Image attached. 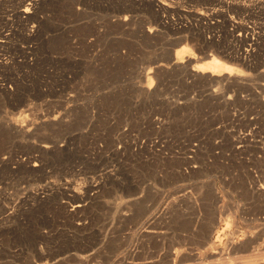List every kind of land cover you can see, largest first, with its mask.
Returning <instances> with one entry per match:
<instances>
[{"label": "rangeland", "instance_id": "374dc122", "mask_svg": "<svg viewBox=\"0 0 264 264\" xmlns=\"http://www.w3.org/2000/svg\"><path fill=\"white\" fill-rule=\"evenodd\" d=\"M0 264H264V0H0Z\"/></svg>", "mask_w": 264, "mask_h": 264}, {"label": "bare ground", "instance_id": "6f19581e", "mask_svg": "<svg viewBox=\"0 0 264 264\" xmlns=\"http://www.w3.org/2000/svg\"><path fill=\"white\" fill-rule=\"evenodd\" d=\"M221 5V4H220ZM27 12V11H26ZM29 12V11H28ZM24 13V12H23ZM29 15V14H28ZM242 41V40H241ZM212 64V63H211ZM216 66V65H215ZM207 67V66H206ZM231 73V71H230ZM203 74V73H202ZM228 74V73H227ZM211 77V76H210ZM218 77V76H217ZM208 79V78H207ZM210 80V79H209ZM214 84V83H213ZM34 196V195H33ZM23 205V204H22ZM81 208V207H80ZM3 211V210H2ZM11 220V219H10Z\"/></svg>", "mask_w": 264, "mask_h": 264}]
</instances>
